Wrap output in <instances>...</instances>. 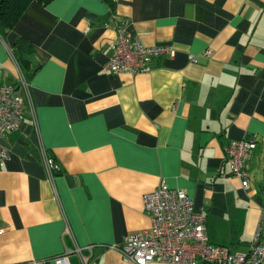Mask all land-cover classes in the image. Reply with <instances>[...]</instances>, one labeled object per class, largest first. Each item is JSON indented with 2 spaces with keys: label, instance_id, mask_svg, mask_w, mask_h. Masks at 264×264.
I'll list each match as a JSON object with an SVG mask.
<instances>
[{
  "label": "crops",
  "instance_id": "crops-1",
  "mask_svg": "<svg viewBox=\"0 0 264 264\" xmlns=\"http://www.w3.org/2000/svg\"><path fill=\"white\" fill-rule=\"evenodd\" d=\"M119 23L174 56L106 71ZM18 37L34 49L27 77ZM20 76L23 118L1 137L0 264H56L65 247L81 264L76 246L89 264H134L115 246L150 226L142 195L162 181L193 199L211 243L248 251L264 207V0L31 3L0 36V86ZM251 138L243 186L225 151Z\"/></svg>",
  "mask_w": 264,
  "mask_h": 264
},
{
  "label": "built area",
  "instance_id": "built-area-1",
  "mask_svg": "<svg viewBox=\"0 0 264 264\" xmlns=\"http://www.w3.org/2000/svg\"><path fill=\"white\" fill-rule=\"evenodd\" d=\"M116 37L111 46V55L104 65L106 71L113 73L130 72L136 74L149 67L153 58L172 57L175 50L168 44L143 45L132 34L126 23L115 27ZM195 60V59H194ZM29 92L28 82L23 76L17 84L0 86V167L8 158L7 148L1 137L20 127L22 99L16 94L18 84ZM256 148L254 138L232 139L226 145L225 157L231 173L241 180L243 186L249 184V171L245 161ZM42 158L50 178L57 164L45 149ZM142 205L149 216L150 226L138 233L127 234L115 248L125 262L148 264L153 261L171 264H197L202 261L210 264H263L264 263V207L260 212L258 226L248 243L246 253H232L227 247L209 241L206 218L195 209L193 199L182 189L171 188L164 181L152 191L143 193ZM91 249V245L87 246ZM76 246L73 252L80 257L81 264H89L88 257ZM65 247L55 258L56 264H70Z\"/></svg>",
  "mask_w": 264,
  "mask_h": 264
},
{
  "label": "trees",
  "instance_id": "trees-1",
  "mask_svg": "<svg viewBox=\"0 0 264 264\" xmlns=\"http://www.w3.org/2000/svg\"><path fill=\"white\" fill-rule=\"evenodd\" d=\"M48 1L50 0H0V36L3 38L6 35L31 3L42 5ZM33 51L32 43L25 37L16 38L11 47V54L26 74V77L33 69L30 59Z\"/></svg>",
  "mask_w": 264,
  "mask_h": 264
}]
</instances>
